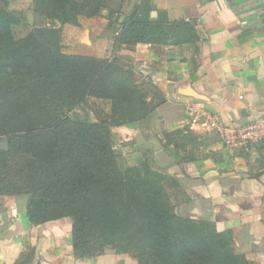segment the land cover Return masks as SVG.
Listing matches in <instances>:
<instances>
[{
	"label": "trees",
	"instance_id": "16d2710c",
	"mask_svg": "<svg viewBox=\"0 0 264 264\" xmlns=\"http://www.w3.org/2000/svg\"><path fill=\"white\" fill-rule=\"evenodd\" d=\"M109 4L37 0L36 10L50 23L76 25L77 14L92 17L108 10L120 26L115 45L193 38L188 22L152 19L139 4L124 15L109 10ZM21 23L18 14L0 6V135L25 133L12 137L11 149L31 156L17 168L15 181L0 175V195L29 194L27 214L34 224L70 217L74 250L83 258L109 245L120 253L136 252L139 264H251L237 252L231 229L219 230L209 219L176 211L168 191V186H179L174 176L147 162L121 163L113 128L136 123L151 109L133 69L117 60L64 53L57 28L41 26L18 40L14 27ZM91 97L111 100L108 118L82 122L57 115ZM180 133L165 136L176 143ZM12 151L0 148V163Z\"/></svg>",
	"mask_w": 264,
	"mask_h": 264
},
{
	"label": "crops",
	"instance_id": "0c3cea01",
	"mask_svg": "<svg viewBox=\"0 0 264 264\" xmlns=\"http://www.w3.org/2000/svg\"><path fill=\"white\" fill-rule=\"evenodd\" d=\"M135 4L152 19L188 22L194 34L184 43L115 45L118 61L121 50L129 51L122 64L138 70L154 90L147 96L154 102L148 116L118 128L133 135L137 127L151 136L162 171L180 185L182 197L174 203L180 215L231 229L237 247L264 262V142L232 150L216 134L185 154L169 149L165 136L189 129L207 137L191 108L235 125L264 116V0H130L124 15ZM189 88L202 97L185 95ZM67 226L60 220L34 224L25 196L0 195V264H14L28 244L36 247L32 264L109 263L108 256H78Z\"/></svg>",
	"mask_w": 264,
	"mask_h": 264
},
{
	"label": "rangeland",
	"instance_id": "374dc122",
	"mask_svg": "<svg viewBox=\"0 0 264 264\" xmlns=\"http://www.w3.org/2000/svg\"><path fill=\"white\" fill-rule=\"evenodd\" d=\"M128 2H130V0H109V10H115L118 11V13H121L126 8ZM0 6L15 12L21 17V25L14 27V34L18 40L25 39L38 27H53L59 29V42L61 45V50L64 53L96 56L118 61V59L114 56V41L115 29L117 28L119 30L120 26L118 25L117 21L112 20L108 15L104 16L103 12L105 10L97 14V18L95 20L96 22L94 23L88 22L90 19L89 16L83 13L77 14L79 24L76 25L73 23L62 24L60 21L50 23L51 20L49 18H46L36 10L37 0H0ZM130 54L131 53L129 51L121 50L119 52V56L122 57V60H119L118 62L122 64L124 58L127 60ZM124 66H126L127 69H133L130 66ZM133 72V78L145 92L146 98L148 95L152 96V94H154V90L151 88V85H146L150 84L148 83V79L140 75L138 70L133 69ZM153 103V101L149 103L150 108H152ZM111 108L112 102L110 99L91 97L87 103H82L76 106H68L60 109L57 115L62 119L69 117L74 121L97 122L100 118H108V116L111 114ZM208 119L209 118L205 114H201L199 119V122L203 124L201 127L205 129V134L207 136L206 138H201L199 135L187 129V132L183 131V133H180L177 135V137H174L176 138V143H179L178 147H176V143H174V145L172 144V137L167 138L169 149L182 151L185 154H194L195 150L199 149L200 144L204 143L203 141L205 139H216V132L208 129L206 126ZM135 129V133L131 135L128 132H122L118 127L113 128L114 150L116 154H118L121 163L125 165H140L144 162H147L153 169L162 171L161 163L155 156L154 150L156 147H154L152 145L153 142H150L149 140V137L151 136L145 132L142 134V129L141 131L137 130V127H135ZM24 134L25 133L23 132H19L14 134L0 135V139L3 137L8 139L9 148L6 151L13 150L8 158L0 163V175L5 178L6 181H15L14 173L16 172L17 168L27 165L28 160L31 158L30 154L21 148L16 147L11 149L12 137L19 135L22 136ZM168 191L173 204L177 201L178 196L182 197L180 185L175 187L168 186ZM20 195L25 196L27 200L30 197L29 194ZM60 221L63 224L68 225L67 227L70 228V231L73 235V222L71 218L66 217ZM235 247L237 252L246 254V252L240 247H237L236 244ZM35 253L36 247L33 244H28L24 250L22 255L23 257H21L19 264H32L36 258ZM92 256H108V264H130L132 261H136L139 264L136 252L120 253L109 245L101 248L100 252L93 254ZM249 261L251 264H264L262 261H254L253 259H249Z\"/></svg>",
	"mask_w": 264,
	"mask_h": 264
},
{
	"label": "built area",
	"instance_id": "2783aa9c",
	"mask_svg": "<svg viewBox=\"0 0 264 264\" xmlns=\"http://www.w3.org/2000/svg\"><path fill=\"white\" fill-rule=\"evenodd\" d=\"M201 114L207 115V128L216 132L223 143L232 150H239L264 142V116L257 117L245 124L235 125L220 122L216 117H209L201 107L191 108L190 115L194 123H200Z\"/></svg>",
	"mask_w": 264,
	"mask_h": 264
},
{
	"label": "water",
	"instance_id": "95a60500",
	"mask_svg": "<svg viewBox=\"0 0 264 264\" xmlns=\"http://www.w3.org/2000/svg\"><path fill=\"white\" fill-rule=\"evenodd\" d=\"M185 95L187 96H192V97H202L200 94H197L194 92L191 88H189V91L185 92ZM0 148L4 150H8L9 144H8V139L3 137L0 139Z\"/></svg>",
	"mask_w": 264,
	"mask_h": 264
}]
</instances>
